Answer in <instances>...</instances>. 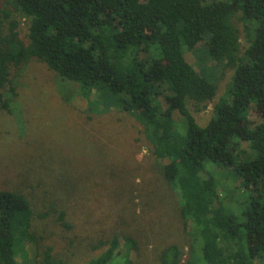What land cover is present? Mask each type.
Segmentation results:
<instances>
[{
	"label": "trees",
	"instance_id": "1",
	"mask_svg": "<svg viewBox=\"0 0 264 264\" xmlns=\"http://www.w3.org/2000/svg\"><path fill=\"white\" fill-rule=\"evenodd\" d=\"M14 13L27 23V43ZM236 22L250 38L244 51ZM187 52L233 71L205 126L189 107L204 110L217 87ZM31 59L76 83L89 114H130L168 160L163 176L177 194L193 259L170 244L161 264H264V0H0V110L15 102L11 70ZM253 108L261 120L250 126ZM209 161L230 166L238 187L253 193L241 215L227 207ZM50 213H36L20 190L0 187V264H58L33 226L35 215ZM65 216L57 211L69 226ZM107 244L86 264L110 263L119 242ZM28 247L40 248L38 261H25Z\"/></svg>",
	"mask_w": 264,
	"mask_h": 264
},
{
	"label": "rangeland",
	"instance_id": "2",
	"mask_svg": "<svg viewBox=\"0 0 264 264\" xmlns=\"http://www.w3.org/2000/svg\"><path fill=\"white\" fill-rule=\"evenodd\" d=\"M13 17L27 43L26 21L16 13ZM236 25L244 51L250 38ZM200 57L185 54L217 87L204 110L189 107L196 122L205 126L214 104L226 98L233 71ZM10 77L17 93L10 112L0 110V187L20 190L36 213L50 210L46 218L35 215L33 226L58 264H86L113 239L120 252L108 264H161L159 254L170 244L183 247V260H190L191 241L178 197L163 176L168 160L154 152L142 126L118 108L89 114L78 85L37 59L13 68ZM248 120L254 126L261 116L253 108ZM207 164L227 207L241 215L253 193L238 187L230 166ZM60 209L69 226L58 220ZM99 241L106 243L95 248ZM35 255L38 261L40 248L28 247L25 261H35Z\"/></svg>",
	"mask_w": 264,
	"mask_h": 264
}]
</instances>
